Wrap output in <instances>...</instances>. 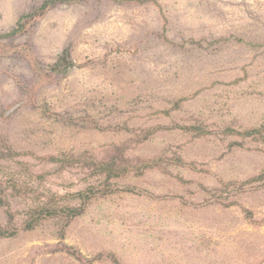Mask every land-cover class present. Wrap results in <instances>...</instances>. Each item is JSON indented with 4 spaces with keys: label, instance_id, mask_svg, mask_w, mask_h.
Wrapping results in <instances>:
<instances>
[{
    "label": "rangeland",
    "instance_id": "rangeland-1",
    "mask_svg": "<svg viewBox=\"0 0 264 264\" xmlns=\"http://www.w3.org/2000/svg\"><path fill=\"white\" fill-rule=\"evenodd\" d=\"M43 1L0 0V34ZM154 1L57 3L0 40V264H264V140L224 133L264 131V0ZM152 157L25 227L105 182L85 159Z\"/></svg>",
    "mask_w": 264,
    "mask_h": 264
},
{
    "label": "trees",
    "instance_id": "trees-1",
    "mask_svg": "<svg viewBox=\"0 0 264 264\" xmlns=\"http://www.w3.org/2000/svg\"><path fill=\"white\" fill-rule=\"evenodd\" d=\"M75 0H44L43 3L36 8L35 10L23 15L17 22L16 26L12 28L10 31L1 33L0 40L13 36L22 31L24 27V23L22 22L23 19H30L33 18L40 13L44 12L48 8L56 5L57 3H70ZM115 1H136V2H146L154 0H115ZM157 3V2H155ZM159 5V4H157ZM74 62L69 59V54L65 52L53 65H51V70L56 73H66L72 66ZM183 129L186 130H195L198 134H205L208 133L206 130L199 126H183ZM226 134H233L239 135L242 137H252L256 139L264 140V131L261 128H252L248 130H236L234 128L227 127L224 130ZM11 155H18L19 153L9 152ZM47 162H54L60 163L62 166H70L73 165L78 158H74L71 156H67L66 154L60 155H51L48 157H43ZM87 165L93 168L94 174L104 175L105 182L99 186L91 185L86 187L83 190H78L74 193L63 195V196H56L50 195L48 199L43 204H39L38 206L29 210L30 218L26 221L25 227L27 229H31L36 226L41 220L50 218L59 214H65L69 217H75L81 214L84 210L85 204L92 199L97 194H103L111 191V188L106 189L108 181L113 178L121 177L131 171L132 168H135L139 171H144L145 169L150 168H158L163 169L162 166V158L161 157H152V158H142L140 159L135 166H128L127 164L123 163L122 159L112 158L107 161H97L94 158L85 159L84 160ZM174 163L178 165H192L188 162L182 160V158L177 157L174 159ZM259 178L264 177V174L258 176ZM127 191H136V188L132 186H127L125 188ZM63 199H78L79 204L77 205H68V204H60L59 200ZM249 213V212H248ZM15 232L7 230L5 228L0 227V237H7L12 236Z\"/></svg>",
    "mask_w": 264,
    "mask_h": 264
}]
</instances>
